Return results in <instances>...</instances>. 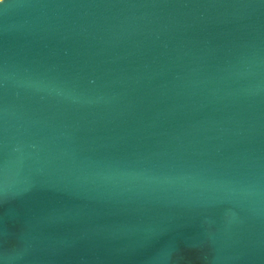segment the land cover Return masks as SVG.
I'll use <instances>...</instances> for the list:
<instances>
[{"label": "water", "instance_id": "95a60500", "mask_svg": "<svg viewBox=\"0 0 264 264\" xmlns=\"http://www.w3.org/2000/svg\"><path fill=\"white\" fill-rule=\"evenodd\" d=\"M0 264H264V0H3Z\"/></svg>", "mask_w": 264, "mask_h": 264}, {"label": "snow or ice", "instance_id": "6c2138e0", "mask_svg": "<svg viewBox=\"0 0 264 264\" xmlns=\"http://www.w3.org/2000/svg\"><path fill=\"white\" fill-rule=\"evenodd\" d=\"M3 3V0H0V4H2Z\"/></svg>", "mask_w": 264, "mask_h": 264}]
</instances>
